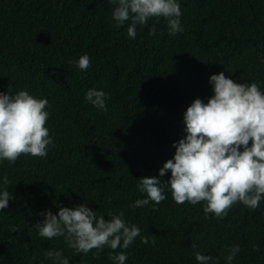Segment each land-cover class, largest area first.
<instances>
[{
    "label": "trees",
    "instance_id": "trees-1",
    "mask_svg": "<svg viewBox=\"0 0 264 264\" xmlns=\"http://www.w3.org/2000/svg\"><path fill=\"white\" fill-rule=\"evenodd\" d=\"M111 7L108 0H0V91L11 83L13 91L46 96L55 140L43 157L0 161L12 193L0 209V264H53L44 255L50 248L62 249L70 264H112L107 253L120 249L73 253L62 237L37 235L44 209L84 202L105 219L123 210L155 241L137 236L123 249L125 264H199L195 250L225 264L231 243L240 244L233 264H264V200L254 209L237 201L227 215L206 218L201 202L177 204L165 187L156 207H128L146 195L137 178L159 175L172 157L188 104L212 94L211 73L264 88V0H180L182 32L170 34L163 18L152 17L134 38L127 21L119 28L111 22ZM83 53L89 65L78 70L69 61ZM89 87L108 93L107 111L84 101Z\"/></svg>",
    "mask_w": 264,
    "mask_h": 264
},
{
    "label": "clouds",
    "instance_id": "clouds-1",
    "mask_svg": "<svg viewBox=\"0 0 264 264\" xmlns=\"http://www.w3.org/2000/svg\"><path fill=\"white\" fill-rule=\"evenodd\" d=\"M111 22L119 28L127 21L129 37L136 36V26H144L149 18H163L170 34L184 30L181 22L180 0H108ZM150 26L148 34H154ZM89 56L83 53L69 63L78 70L86 69ZM212 94L206 101L196 97L183 112L184 135L172 143L175 151L159 167V175H142L137 178L136 189L146 195L128 203L129 208L148 205L152 207L166 198L165 187L177 203L201 202L207 218L227 215L229 208L239 201L254 209L264 200V88L257 80L236 82L224 71L208 76ZM0 91V161L9 164L21 154L43 157L55 144L49 134L47 119L51 107L46 96H38L26 88ZM108 93L101 88L89 87L83 99L101 111H107ZM250 141V142H249ZM170 171L167 181L161 177ZM0 209L8 207L12 193L7 173L0 174ZM59 203L58 201L56 202ZM43 220L34 223L37 235L46 238L62 237L73 253H87L95 249L97 255L104 247L120 249L109 251L112 264H125L128 253L123 251L139 236L144 244H154L150 237L141 235L140 227L125 218L121 209L104 214L90 208L87 203L71 207L59 206L53 213L44 209ZM253 248L256 245H251ZM193 249L197 245H191ZM225 264H233L240 251L239 243L225 246ZM45 258L53 264H70L62 249H46ZM199 264H216V257L202 250L193 252ZM42 264V262H41Z\"/></svg>",
    "mask_w": 264,
    "mask_h": 264
}]
</instances>
